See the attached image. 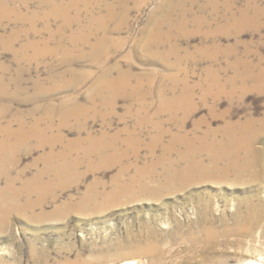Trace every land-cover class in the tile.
<instances>
[{
	"label": "rangeland",
	"instance_id": "rangeland-1",
	"mask_svg": "<svg viewBox=\"0 0 264 264\" xmlns=\"http://www.w3.org/2000/svg\"><path fill=\"white\" fill-rule=\"evenodd\" d=\"M21 1L0 0V129L8 124L16 129L19 121L27 128L36 122L41 129L51 124L47 137L54 141L60 136L55 143L57 152L82 131L81 137L107 136V142L116 138L118 149L129 154L120 163L110 159L111 151L82 157L76 177L58 181L45 176L42 182L51 190L39 207L9 213L5 221L0 218V264H264V79L259 84L237 81L235 88L223 87L236 74L257 75L264 70V0H64L75 4L66 16L79 14L82 25L69 29L61 27V16L47 17L50 7L44 0H28L27 8ZM244 10L245 22L241 20ZM256 11L262 12L258 18L254 17ZM90 18L97 23L88 27ZM83 26L89 29L88 42L71 43V32ZM105 31L109 36L102 51L108 52L107 58L102 60L100 53L91 57V47ZM31 41L39 49H24ZM153 50L159 58L150 55ZM243 63L247 65L242 67ZM209 70L219 76L220 90L212 84ZM121 75H127V92L147 95L145 113L137 112L135 97L130 100L122 94L113 106H103L105 96L110 97L100 86L96 93L98 83ZM172 85L175 95H181L184 85L192 86L193 106L192 113L183 116L179 111L173 120L169 110L159 111L161 100L175 96ZM70 99L88 112L84 118H67L63 123L56 110ZM250 119L255 122L250 148L254 153L247 157L243 149L234 156L224 147L212 146L215 140L226 142L227 124H235L238 130L239 123ZM156 126L165 134L159 147L150 149V141L158 135ZM176 127H182L180 133L192 139L191 147L186 142L170 147L179 133ZM134 137L140 140L137 156L128 145ZM36 141L30 140L31 151L22 148L13 156L16 165L1 176L0 190L11 180L13 191L33 184L35 175L45 167L42 160L47 152L35 150ZM166 148L169 151L163 153ZM162 154L168 160L165 166L175 164L176 172L185 166V154L195 162L201 160L205 167H217L210 171L212 175L192 177L189 184L142 193L140 185L154 188L163 184L165 168L156 165L151 179L146 174L129 186L136 171L147 170ZM238 160L245 161L244 166H236ZM121 168L125 171L120 175ZM117 185L129 189L120 198L105 201ZM27 200L36 201L35 193L13 204L21 206ZM8 203H0V208Z\"/></svg>",
	"mask_w": 264,
	"mask_h": 264
},
{
	"label": "bare ground",
	"instance_id": "bare-ground-1",
	"mask_svg": "<svg viewBox=\"0 0 264 264\" xmlns=\"http://www.w3.org/2000/svg\"><path fill=\"white\" fill-rule=\"evenodd\" d=\"M45 3H47L50 7V10H48L49 12L47 13V17H51L50 19L53 18H57L58 17H62L61 19H64L63 21V24L61 27L63 28H72L73 25H78V26H82L79 24V14L77 15H74L73 18H68L66 16L67 12L69 10H71V8L73 7V5H75L73 2H70V3H67L65 2L64 0H61L60 2H56V0H44ZM194 1V0H193ZM22 6L27 8V5L28 4V0H22ZM35 2V1H34ZM197 3V2H196ZM214 5V4H213ZM232 5V4H231ZM16 9H18L17 7H15ZM75 8V7H74ZM77 8V7H76ZM250 8V7H249ZM15 9V10H16ZM12 10V9H11ZM29 10V9H28ZM73 10V9H72ZM78 9H76V12H77ZM250 10V9H249ZM257 10V9H256ZM19 11V10H18ZM17 11V12H18ZM227 11V10H226ZM245 11V10H244ZM15 12V11H14ZM71 12V11H70ZM81 13V12H80ZM246 13L247 11H245V13L243 12L242 15H241V20L244 21L246 20L245 16H246ZM18 14V13H17ZM214 14V13H213ZM254 14V13H253ZM255 16L256 18L260 17L262 15V12L260 11H256L255 12ZM10 15V14H9ZM35 15V14H34ZM240 15V14H239ZM22 16V15H21ZM37 16V15H36ZM42 16V15H41ZM46 16V15H44ZM91 16V15H90ZM24 17V16H23ZM21 17V18H23ZM26 17V16H25ZM38 17V16H37ZM252 16H250L249 18H251ZM33 18V17H32ZM31 18V19H32ZM197 18V17H196ZM224 18V17H223ZM240 18V17H239ZM26 19V18H25ZM46 19V18H45ZM123 19V18H122ZM34 20V19H33ZM256 20V19H255ZM254 20V21H255ZM25 21V20H23ZM28 21V20H27ZM48 21V20H47ZM97 20L94 19V18H90L88 20L89 24H88V27L91 26V24H93V22H96ZM103 21V20H102ZM169 21V19H168ZM239 21V20H238ZM249 21V20H248ZM252 21V20H251ZM99 22V21H98ZM183 22V21H182ZM198 22V21H197ZM245 22V21H244ZM28 23V22H27ZM97 23V22H96ZM104 23V21L102 22ZM121 23V21H120ZM166 22H163V24H165ZM181 23V22H180ZM252 23V22H251ZM122 24V23H121ZM156 24V23H155ZM168 24V23H167ZM167 24L165 26H167ZM185 24V23H184ZM257 24V23H255ZM90 25V26H89ZM162 25V24H161ZM161 25H158V26H161ZM170 25V24H169ZM246 25V24H245ZM258 25V24H257ZM93 26V25H92ZM120 26V25H119ZM172 26V25H171ZM199 26V25H198ZM253 26V24H252ZM33 27V26H32ZM77 27V26H76ZM88 27L86 26H83L82 28H78V32H74L72 31L71 32V35L69 37V40L71 43H76L77 41H82L84 44L86 42H88V37L86 35V32H87V29ZM173 27V26H172ZM182 27H183V24H182ZM258 27V26H257ZM256 27V28H257ZM60 28V27H59ZM171 28V27H170ZM199 28V27H198ZM31 29V28H30ZM92 29V27H91ZM90 29V30H91ZM104 29V28H103ZM117 29V28H116ZM163 29V28H162ZM172 29V28H171ZM201 29V28H200ZM32 30V29H31ZM65 30V29H63ZM62 30V31H63ZM89 30V29H88ZM119 30V28H118ZM170 30V29H169ZM168 30V31H169ZM173 30V29H172ZM33 31V30H32ZM50 31V30H49ZM101 31V30H99ZM154 31V30H153ZM159 31V30H158ZM89 32V31H88ZM106 32V31H105ZM116 32V30H115ZM157 32V31H155ZM167 32V31H166ZM185 32V31H184ZM196 32H199V31H196ZM33 33V32H32ZM97 33V32H96ZM153 33V32H152ZM158 33V32H157ZM35 34V33H34ZM88 34V33H87ZM98 34V33H97ZM151 34V33H150ZM156 34V33H155ZM32 35V34H31ZM159 35V34H158ZM204 35V34H203ZM18 36V35H17ZM54 36V35H53ZM89 36V35H88ZM109 36V33H105L103 36H101L98 40V42L94 44L93 47H91V57H99V53L101 54L100 58L102 57L103 59L102 60H105V58H107V53L108 52H103L102 49H104V47L106 46L107 44V41L106 39L108 38ZM156 36V35H155ZM90 37V36H89ZM98 37V36H97ZM157 37V36H156ZM154 37V38H156ZM160 38V37H158ZM162 38V37H161ZM153 39V38H152ZM152 39L149 40L152 41ZM172 39V38H171ZM177 39V38H176ZM68 40V39H67ZM156 40V39H155ZM158 40V39H157ZM38 41V40H37ZM160 41V40H159ZM158 41V42H159ZM169 41V40H168ZM157 42V43H158ZM46 43V42H45ZM149 43V42H148ZM156 43V41H155ZM89 44V43H88ZM159 44V43H158ZM166 44V43H165ZM26 45V44H25ZM43 45V44H42ZM77 45V44H76ZM151 45V44H150ZM149 45V46H150ZM154 45V44H153ZM37 44L34 43V42H29L25 47L24 49H30V48H35L36 50L39 49V48H36ZM60 46V45H59ZM75 46V45H73ZM72 46V47H73ZM52 47V46H51ZM151 47V46H150ZM147 48V47H146ZM145 48V49H146ZM149 48V47H148ZM147 48V50H148ZM156 49V47H154ZM23 49V48H21ZM57 50V49H56ZM146 50V53L148 52ZM152 50V49H151ZM218 50V49H217ZM35 51V50H33ZM157 51V50H156ZM20 52V51H19ZM26 52V51H25ZM43 52V51H42ZM41 52V53H42ZM177 52V51H176ZM38 53V51H37ZM40 53V52H39ZM38 53V55H39ZM50 53V52H49ZM65 53V52H64ZM85 53V52H84ZM164 53V52H163ZM174 53V52H173ZM172 53V54H173ZM226 53V52H225ZM24 54V52H23ZM34 54V53H33ZM148 54V53H147ZM153 54L154 57H156L158 55V51L157 52H153L150 53V55ZM161 54V53H160ZM54 55V54H53ZM58 55V54H57ZM73 55V54H72ZM78 55V54H77ZM162 55V54H161ZM167 55V54H166ZM149 56V55H148ZM152 56V55H151ZM159 56V55H158ZM156 57V58H159V57ZM24 58V56H22ZM34 57V56H33ZM32 57V58H33ZM81 57V56H80ZM153 57V56H152ZM26 58V57H25ZM31 57H29L30 59ZM162 59H165V56L163 57V55L161 56ZM66 59V58H65ZM97 59V58H95ZM180 60V59H179ZM177 60V62L179 63L180 61ZM214 61V60H213ZM105 62V61H104ZM166 62V61H165ZM235 62V61H234ZM241 62V61H240ZM164 64V62H162ZM239 63V62H238ZM261 63V62H260ZM235 65V63H233ZM237 64V63H236ZM240 64V63H239ZM212 65V64H211ZM233 65V66H234ZM244 65L241 64V66ZM247 65V64H245ZM244 65V66H245ZM211 67V66H210ZM240 67V66H239ZM238 67V68H239ZM243 67V66H242ZM247 67V66H246ZM249 67V66H248ZM257 67L259 66H256V71H257ZM236 68V67H235ZM237 68V69H238ZM211 69V68H210ZM243 69V68H242ZM250 69V68H249ZM247 69V70H249ZM177 70V69H176ZM216 71V69H214ZM251 71V70H249ZM255 71V70H254ZM179 72V71H178ZM177 72V73H178ZM239 72V71H237ZM246 72V71H245ZM107 73V70H104L103 71V74L105 75ZM207 74V73H206ZM209 74V77H211V81H212V84L214 83L220 90V88H223L224 87V90H225V87L228 85L230 87H233L235 88V82L237 81H240L242 82L243 84H246V82L248 83V81L250 80H255L256 81V84H259L263 81L264 79V70L261 68V71L257 74V75H252L251 73H246V74H236L235 76H233L234 78L227 81V83H225V85H223V87L220 85L219 83V79L218 77L216 76L217 74L213 71H210L208 72ZM223 74V73H222ZM256 74V73H255ZM103 75V76H104ZM234 75V74H233ZM127 76V75H126ZM124 76V75H121L119 77H116L114 79H104L100 85L98 83V86H97V94L99 93V86H100V89L101 90H104L106 92H108L110 98H107L105 96V99L103 100V106L107 107V106H113L114 102H115V99L117 98V96L119 94H122V95H125L126 97L130 98V100H132L131 98L132 97H135L138 102V111L137 112H141V113H145L147 108H148V104L146 105L145 104V99L147 97L146 96H137V94L135 93L134 94V90H130L129 92H127L126 90H128L126 88V84H127V77ZM108 77V76H107ZM132 77V76H131ZM104 78V77H103ZM176 78V77H175ZM207 79V77H205ZM205 80V79H204ZM221 80V78H220ZM172 81V80H171ZM208 81H209V78H208ZM187 82V81H186ZM189 82V81H188ZM226 82V81H224ZM238 83V82H237ZM236 83V84H237ZM184 84V83H183ZM203 84V83H202ZM205 84V82H204ZM254 84V83H253ZM252 84V85H253ZM261 84H264V83H261ZM140 85V84H139ZM190 85V84H189ZM210 85V83H209ZM241 85V84H240ZM143 86V85H142ZM178 86V85H177ZM208 86V85H207ZM212 86V85H211ZM209 86V87H211ZM160 87V86H159ZM192 87V86H191ZM191 87L189 88L187 85H184L183 88V92L181 93V95H175V91H176V86H171V93L175 96H173V98L167 100V99H164V100H161L160 102V106H159V111H163V110H169L170 112V115H171V118L170 119H175V113H179V111L183 112L184 115L183 116H187L188 114L192 113V107L191 106ZM201 87V86H200ZM203 87V86H202ZM241 87V86H240ZM253 87V86H251ZM182 88V87H181ZM163 89V88H162ZM194 89V88H193ZM209 89V88H208ZM211 89V88H210ZM242 89L243 91L245 90V87H242L240 88ZM151 90V89H150ZM156 90V89H155ZM205 90V89H204ZM217 90V89H216ZM260 90V89H259ZM182 91V90H181ZM233 91H236V90H233ZM137 92V91H135ZM192 92V91H191ZM223 92V91H222ZM229 92V91H228ZM240 92V91H238ZM246 92V91H245ZM94 93V92H92ZM160 93V92H159ZM166 93V91H165ZM170 93V94H171ZM213 93V92H212ZM226 93V92H225ZM242 93V92H241ZM224 94V93H223ZM222 94V95H223ZM233 94V93H232ZM215 95V94H213ZM237 95V94H236ZM121 96V95H119ZM152 96V95H151ZM160 96V95H159ZM165 96V95H164ZM205 96V95H204ZM219 96V95H218ZM229 97V96H228ZM215 98V97H214ZM163 99V98H162ZM94 100V99H93ZM134 100V99H133ZM74 100L70 99V100H65L63 101L60 106L57 108L56 112H58V114L61 116V119H62V122L64 123L65 120H67V118H74V119H79V118H82L86 112H88L87 108L84 107H79V106H76L75 103L73 102ZM135 101V102H136ZM134 102V101H133ZM95 104V103H94ZM97 105V104H96ZM93 109V108H92ZM109 109V108H108ZM113 109V108H112ZM195 110V109H194ZM193 110V111H194ZM180 112V113H181ZM111 113V112H110ZM194 113V112H193ZM3 114V113H2ZM50 113H48L49 115ZM168 114V113H167ZM47 115V114H46ZM47 115V116H48ZM3 116V115H2ZM59 116V117H60ZM177 116V115H176ZM181 116V115H180ZM191 116V115H190ZM189 116V117H190ZM85 117V116H84ZM83 117V118H84ZM125 117V116H124ZM45 118V117H43ZM49 118V117H48ZM150 119V118H149ZM177 119V118H176ZM183 119V118H182ZM254 119V118H253ZM22 120V119H21ZM38 121V119H36ZM45 120V119H44ZM48 120V119H47ZM51 120V118H50ZM48 120V122L50 121ZM60 120V119H59ZM71 120V119H70ZM81 120V119H80ZM185 120V119H184ZM183 120V121H184ZM251 120V119H250ZM43 121V120H42ZM175 121V120H174ZM182 121V122H183ZM255 121V119H254ZM47 122V121H46ZM45 122V123H46ZM47 122V123H48ZM85 122V121H84ZM229 122V121H228ZM142 123V122H141ZM176 123H179L178 121H176ZM199 123V122H198ZM257 123V121H256ZM42 124V123H41ZM143 124V123H142ZM253 124L255 125V122H253L252 120L251 121H248V122H245V123H239L238 126V130L236 129V125L235 124H227V127L226 129L224 130L225 133H223L224 136V139H225V143L223 144H219L216 142L215 138L213 139V141L215 140L214 143H212V146L214 147H217V148H223L225 149L226 148V151L229 150V154H230V151L232 152V154H234V156H236L239 152H241V150L245 149V151L248 153L247 154V157L248 155H250V152H253L250 148H251V141L253 140V137H254V131H253ZM258 124H256L257 126ZM184 126V125H183ZM52 127L51 124L47 125L44 129H41L40 128V124L39 122H36L32 125V127L30 126V128H27L24 124L23 121H19L17 123V128L16 129H13V127L11 125H5L3 126L1 129H0V136H1V139H0V178L1 176H6L10 170H12L15 165H16V161H15V158L13 157L14 155H16L20 149L24 148L26 149V151H31L32 148L29 146V142L31 139H36V144L34 146V149L35 150H42V151H45L47 150V152L45 153V155L43 156V162L45 164V167L42 169V171H40L37 175H35V178L33 180V184H25L23 188H21L20 190L18 191H13L12 190V180L11 181H8V184H7V187L4 189V190H0V203H7L9 202L5 209H1L0 208V218L5 221V218H7L6 216L9 214V213H20V212H24V211H29L31 210L34 206H37L38 204H41V201L42 199L48 195V192L50 189V185L47 183V184H44L42 182L43 178L45 176H52L54 179L56 178L57 180L58 179H62V178H72L73 176H75L77 174V170L81 164V161H82V157L83 158H86V157H90V156H97L99 154H102L106 151H111V160H113L114 162H122L121 160L122 159H125L128 154L127 152L125 151H122L120 149H118V145H117V141H116V138H112L113 140H111L110 142H107L106 141V137L105 136H101L99 138H94L92 136H86V137H81L80 135V132H78V136L77 138H75V140L71 141V142H68L67 145H65L63 147L62 150L60 151H56L55 150V143L56 141L59 142L60 140V136H57L55 137L56 140H52V139H49L47 137V134L51 133L52 132ZM61 125L58 127L60 128ZM63 127V126H62ZM76 127V126H75ZM162 127V126H161ZM263 127V126H262ZM177 128V127H176ZM264 128V127H263ZM156 129L158 130V135L150 141L149 143V147L150 149H153L154 146H158L160 144V139L162 137V135L165 134V131L163 130H160L161 128H159L158 126H156ZM165 129V128H164ZM178 129V128H177ZM182 127H180L178 130H179V133L176 134L174 137H173V141H171V137H170V142L171 143V148L172 146H174V144H176L177 142L178 143H181V142H186V143H189L187 144L190 145V147L193 145V141L189 140L187 138V136L183 135V133L181 134L180 132H182ZM260 129V128H259ZM262 129V128H261ZM198 130V129H197ZM256 130V128H255ZM264 130V129H263ZM169 132V131H168ZM209 134V132H207ZM257 133V132H256ZM260 133V132H259ZM258 133V134H259ZM171 133H169L170 135ZM187 134V133H186ZM263 134V133H262ZM125 135V134H123ZM203 135V134H202ZM201 135V136H202ZM210 135V134H209ZM257 135V134H256ZM197 136V135H196ZM195 136V137H196ZM208 136V135H207ZM205 136V137H207ZM50 137V136H49ZM194 137V139H195ZM204 138V135L202 136ZM220 137V136H219ZM256 137V136H255ZM258 137V136H257ZM132 138V137H131ZM135 138V137H134ZM193 138V137H192ZM200 138V137H199ZM222 138V137H221ZM122 139V138H121ZM198 139V138H197ZM196 139V140H197ZM205 139V138H204ZM207 139V138H206ZM205 139V141H206ZM201 140V139H200ZM198 140V142L200 141ZM209 140V139H208ZM220 140V139H218ZM180 141V142H179ZM195 141V140H194ZM210 141V140H209ZM208 141V142H209ZM212 141V140H211ZM130 147L132 148V152H133V155L134 156H137L138 155V147L140 146V140L135 138V139H132V140H128ZM197 142V141H196ZM161 144H162V140H161ZM200 144V143H198ZM202 144V143H201ZM208 144V143H207ZM126 145V144H125ZM144 145V144H143ZM170 145V144H169ZM183 144H181L182 146ZM211 145V144H210ZM156 146V147H157ZM206 146V145H205ZM211 146V148H212ZM159 147V146H158ZM185 147V146H184ZM199 147V146H198ZM175 148V147H174ZM173 148V150H174ZM186 148V147H185ZM189 148V146L187 147ZM203 148V147H202ZM205 148V147H204ZM129 149V148H128ZM184 149V148H183ZM196 149V148H195ZM210 149V148H209ZM164 150L165 151H169V148H166V149H163V153H164ZM184 150H187V149H184ZM191 150V149H190ZM200 150V149H199ZM199 150H195L196 152L199 151ZM211 150V149H210ZM220 150V149H219ZM251 150V151H250ZM131 151V149H130ZM194 151V150H193ZM204 151V149H203ZM203 151L201 153H203ZM217 151V150H216ZM215 151V152H216ZM224 151V150H223ZM155 152V150H154ZM153 152V153H154ZM173 152V151H172ZM185 152V151H184ZM183 152V153H184ZM200 152V151H199ZM207 152V151H206ZM218 152V151H217ZM216 152V153H217ZM166 153V152H165ZM169 153V152H168ZM187 153V152H186ZM193 153V152H192ZM198 153V152H197ZM220 153V152H219ZM221 153H223L221 151ZM226 153V152H224ZM254 153V152H253ZM252 153V154H253ZM74 154L76 155L75 157ZM152 154V152H151ZM190 154H191V151H190ZM204 154V153H203ZM211 153H209L210 155ZM227 154V153H226ZM231 154V155H232ZM240 154V153H239ZM238 154V155H239ZM165 155V154H164ZM182 155V154H181ZM189 155V154H187ZM187 155L185 154V158L184 157H181V158H184V164L185 166L183 167V169L179 172H176L175 170V164L173 163H169V164H166L167 166H165V157L166 156H163V154L161 155V158L159 161H157L156 163H150L151 165H149L150 167L147 169V170H139L136 171V175L134 178L135 179H132V181L130 182L129 186H134L136 184L137 181H139L138 179L139 178H143V176H145L147 174V179L148 178H152L153 177V174H151V172H153L154 170V166L156 165H159V166H162L165 168V172H166V176H165V179L163 184H159V185H155L154 188H149V186H142L140 185L138 189H140V191L143 192H148V193H153L155 191H159V190H162V189H166V188H169L170 186H176V184H182L184 185V183L186 184L187 181H190V179L195 176H202V175H207V174H210L211 172L210 171H213L215 170L214 167H205L203 166V164H201V160L200 162H195L196 160H190L189 158H187ZM196 155V154H195ZM212 155V154H211ZM210 155V156H211ZM163 156V157H162ZM184 156V155H183ZM197 156V155H196ZM204 156V155H203ZM207 158L208 156L205 155ZM226 156V155H225ZM195 157V156H193ZM192 157V158H193ZM214 157V155H213ZM224 157V156H222ZM251 157V156H250ZM180 158V159H181ZM201 158V157H200ZM210 158V157H209ZM212 158V157H211ZM220 158V157H219ZM229 158V156H228ZM227 158V159H228ZM240 158V157H239ZM217 159V158H216ZM223 159V158H222ZM231 159V158H230ZM228 159V160H230ZM233 159V158H232ZM247 159V158H246ZM215 160V159H214ZM213 160V161H214ZM219 160V159H218ZM241 160V159H240ZM240 160H238V164L236 166H241V163ZM244 160V159H243ZM251 160V159H250ZM168 161V160H167ZM166 161V162H167ZM182 160H180L181 162ZM211 161V160H210ZM235 163L237 162V157L235 158ZM249 161V160H248ZM204 162V161H203ZM227 162V160H226ZM245 162V161H244ZM243 162V163H244ZM251 162V161H250ZM254 162V161H253ZM38 163V162H37ZM218 163V162H217ZM216 163V164H217ZM224 163V162H223ZM231 163V162H230ZM233 163V162H232ZM242 163V165H243ZM255 163V162H254ZM245 164V163H244ZM35 165V164H34ZM211 165V164H210ZM213 165V164H212ZM225 165V164H224ZM227 165V164H226ZM228 165H229V162H228ZM246 165H248V162H246ZM33 166V165H32ZM178 166V165H177ZM235 166V168H236ZM244 166V165H243ZM143 167V166H142ZM182 167V166H181ZM242 167V166H241ZM126 168V167H125ZM223 169H225L224 167H222ZM245 168V167H244ZM123 168H121L122 170ZM128 169V168H126ZM181 169V168H180ZM220 169V168H219ZM222 169V171H223ZM244 170V169H243ZM247 170V169H245ZM124 169L120 172V175L121 174H124ZM135 171V170H134ZM178 171V170H177ZM221 171V170H220ZM230 171V170H229ZM235 171V169H234ZM138 172V173H137ZM219 172V171H218ZM225 172V171H224ZM238 172V171H237ZM240 172V171H239ZM242 172V171H241ZM240 172V174H241ZM245 172V171H243ZM242 172V173H243ZM222 173V172H220ZM150 174V175H149ZM224 174V173H223ZM245 174V173H244ZM119 175V177H120ZM212 175V173L210 174ZM215 175H220V174H217L215 173ZM225 175V174H224ZM79 176V175H78ZM76 177V176H75ZM74 177V178H75ZM208 177V176H207ZM214 177V176H213ZM12 179V178H11ZM53 179V180H54ZM79 179V178H78ZM8 180V179H7ZM10 180V179H9ZM46 180V179H45ZM5 181V180H4ZM59 181V180H58ZM32 182V181H31ZM117 182H118V179H117ZM188 183V182H187ZM61 184V183H60ZM119 184V183H117ZM189 184V183H188ZM34 185V187H32ZM52 187V186H51ZM129 187L126 186V187H122L121 185H117V189L116 191L111 194L110 196H108L107 200L105 201H109L111 202V199L114 198V197H119L120 195H123L122 193H125L126 191H128ZM137 189V190H138ZM55 190V189H54ZM131 192V191H130ZM31 193H35L36 197H37V200L36 201H30V200H27L24 205H19V206H16L15 204L13 203H17V200H19L20 198H22L23 196H26V197H29V195ZM54 193V192H53ZM53 195V194H52ZM127 196V195H125ZM31 197V196H30ZM90 197V196H89ZM120 198V197H119ZM133 198V197H132ZM34 199V198H33ZM116 199V198H115ZM86 200V199H85ZM89 200V199H87ZM86 200V201H87ZM122 200V199H121ZM44 201V200H43ZM42 201V202H43ZM124 201V200H123ZM45 203V202H44ZM1 206V205H0ZM39 207V205H38ZM42 207V205H41ZM35 209V208H34ZM25 213V212H24ZM11 215V214H10Z\"/></svg>",
	"mask_w": 264,
	"mask_h": 264
}]
</instances>
